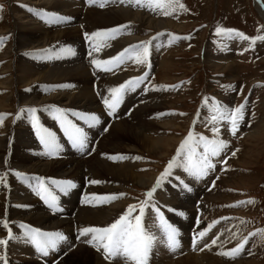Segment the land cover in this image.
Here are the masks:
<instances>
[{
  "label": "rangeland",
  "instance_id": "1",
  "mask_svg": "<svg viewBox=\"0 0 264 264\" xmlns=\"http://www.w3.org/2000/svg\"><path fill=\"white\" fill-rule=\"evenodd\" d=\"M26 1L0 0V84L4 80L12 78L9 87L2 86L0 88V101L3 105L0 110V137L8 136L9 133L14 132L15 121L21 116L26 118L27 123L23 117L21 119L24 120L26 129L30 133L40 130V127L45 124L42 122L43 117H45L50 123L45 131H50L48 129L53 128V134H58L61 131L54 127L58 117L61 121H65L67 130L72 133H77V128L73 124L74 122L77 123L79 131L76 137L80 143H84L87 139L86 135L83 134L87 132V129L81 124L82 116L93 115L99 110L101 114L105 112L112 101L119 100L125 86L138 79L140 70L149 67L150 72L147 77L140 78L143 80L140 82V89L138 88L141 99L135 97L134 106L121 114L117 121L132 122L133 119L140 118L139 112H135L139 105H153L156 102L164 104L162 109L154 110L148 107L146 110H154V112L146 116L142 114V118L146 121L150 120L156 126L169 123L163 128L157 127L158 130L151 134L153 137L159 136L170 139V144L168 149L167 147L162 149V151H167L164 156L136 153V160L140 166L137 173L147 175L151 179V183L145 187L135 186L131 183H119L105 177H100L101 180H92L98 186L115 187L117 200L121 199L125 202L121 213L109 224V227L107 226L106 230L113 233L111 230H115L120 225H122L120 228L122 230L128 222V227L132 230L135 229L134 234L139 233L136 234L135 240L137 239L139 250L141 246L142 263H148L150 256L147 257L143 249L146 246L143 244L146 241L144 237L149 235L146 231L151 234V239L149 236L147 237L150 239L148 242H152L153 245L155 241L153 237L159 236V230L162 226L157 214L151 216L150 212H146L149 209L148 206L155 209L159 208L164 214H170L168 215L170 217L169 222L175 227V223L178 225L181 223L178 217L180 211L184 209L185 205H189V201H192L195 195L197 198L190 215L192 226L189 231L194 238L202 241V246L196 245L194 250H188L191 251L188 254L202 255L205 261L201 263L203 259H198L201 264H228L233 262L264 264V18L257 11L254 0H130L133 1L130 5H124V0H76L77 5L82 6V12L78 10V14H72L76 20L81 18L76 23L71 20L73 18L70 15L64 16L53 12L52 6H47L44 3L36 4L35 9L30 12L32 18L33 15H42L50 20H61L64 25H59L57 21H53L54 25H59L60 28L64 26L63 29L59 30L77 28L76 36L70 34L68 37L66 35L59 40L60 42L72 40L77 49L79 39L92 38L94 40L90 41V44L92 43L95 48L94 51L92 50L91 65L87 67L83 60H78L79 58L73 62L76 59H74L75 56L68 53L67 55L70 57L68 61L61 60L58 64H53L52 60H48V67L63 66L65 62L69 63L65 66L83 63L89 78L88 81L82 79L78 80L79 82L71 80L50 84L43 82L41 84L38 81L31 82L29 78L32 75L28 72L26 75L30 82L26 85L28 87H24L16 77L24 74L22 70H28L23 62L30 54H25L22 58L20 53H17L21 50L17 43L19 31L16 27L18 21L16 16L20 15V12H16L15 9L24 8L23 5L25 4H27L26 7L30 8L32 0L31 2L28 0L27 3ZM54 1L64 3V5L73 2L72 0L71 2L69 0ZM262 1L264 3V0ZM111 8H125L134 12H142L150 18L168 20L174 25L156 30L146 28L139 21L130 20L101 27L92 24L86 18L89 10L106 11ZM69 9L71 8L69 7ZM21 16H25V13H21ZM32 21L35 22L34 19ZM69 24L71 26L65 27ZM87 24L88 26H86ZM42 27L50 32H47L48 34L58 30ZM160 36H165L166 39L161 43L157 53L153 55L149 50L150 43ZM133 37L139 38L136 40L138 42L133 41L124 45L120 43L124 39ZM134 44L136 46L130 56L132 54L138 55V58L129 64L130 61H126V57L129 55L128 49ZM49 47L40 53L45 52L47 57H50L51 53L55 54V51ZM56 51L60 52L59 49ZM155 55L157 56L154 57ZM147 56L152 58V63L149 64V61H146L145 57ZM86 57L85 55L84 58ZM207 58L212 61L209 62ZM31 60L34 65L36 64L35 66L44 61L34 57ZM109 68L110 70L115 69L116 74H108V71L105 70ZM89 69H91L92 74L88 71ZM33 83H40L41 85L35 87V90H29V93L22 92L23 89H28L34 85ZM74 83L79 87L72 89ZM62 84L65 86V91L57 92L61 89ZM39 89L43 90L41 94L45 97L57 93L66 94L88 89L92 96L98 98L99 105L98 103L95 104L100 107L98 110H93L86 107H68L51 102L38 106L26 104L19 99V93L23 96H31L34 91L35 93L36 91L39 92ZM49 90H56V92H50L46 95ZM143 91L146 95H143ZM128 92L134 94L136 88L129 89ZM138 100L139 102H137ZM125 102L126 100L124 103L117 101L115 110H124L123 108L127 105ZM124 115L127 116L123 117ZM110 124L107 125V130L104 129L99 133H103L105 130L108 132ZM43 134L45 135V132ZM103 135L94 139L96 142L94 153H92L93 146L91 148L92 155L90 153L81 156L78 160H86L90 156H96L101 151L98 148V143ZM250 135L255 136L251 137ZM40 139L42 147H46L49 153L62 154L61 151H63L73 155V150L60 151L59 145L51 144L49 139L42 137V133ZM110 142H113L112 138L106 143ZM116 144L118 146L135 145L130 139L114 141L112 146ZM12 147L7 155L9 160L14 156ZM42 147L34 146L33 151L36 149L34 151L36 155L37 151L38 154L40 153ZM30 151L34 153L32 150ZM128 154L130 153H101L98 157L116 164L117 158L122 156L123 159H126ZM55 159L59 158L52 155L43 161ZM178 166L180 171L176 170ZM9 169H3L0 172V178L4 182L10 178L18 179L12 177L13 174L10 173ZM85 179L87 178L84 175L80 178L87 188ZM58 180L70 181V178ZM72 180L75 181L74 184L78 182L76 179ZM187 183H192L188 198L179 199L176 203H174L177 200L176 197L173 199L169 195L163 196L158 193V189L165 185L174 191L178 190V187H186ZM50 192L53 195L51 190ZM144 212H146L145 217L141 220ZM185 215L186 210H183L181 217ZM215 225L218 228L212 230ZM15 228V230L17 228L18 230L22 229L21 226H15ZM18 230L17 232H19ZM23 230L25 229L23 228ZM120 230L118 229L116 232ZM208 231L209 234L203 236ZM160 233H162L161 230ZM129 235L131 239L132 234ZM163 235L165 236L164 232ZM46 237L52 239L51 236ZM117 238L120 239V237ZM36 239L38 238L36 237ZM206 239L208 242L205 243ZM60 241L61 239H57L53 243L56 251L55 257L50 254L52 248H40L44 251L47 264H58L76 248L75 246L68 248L71 251L68 255L63 256L64 253L61 252V249L66 251L67 247L63 246L64 244ZM132 241L129 243L131 244ZM132 244L134 245V241ZM0 245L2 246L0 253L8 255L13 263L14 254L12 255L6 247L7 242L4 238H0ZM152 245L148 243L147 247L154 253ZM117 249L119 250V248ZM161 250L162 248L159 249V251ZM98 252L99 250H94V253L98 254ZM11 255L12 257H10ZM160 257L164 262L155 264H164L166 261L175 260L182 256L169 258L168 256L164 257L163 254ZM92 262L90 256L87 257L85 263L78 264H92ZM2 264L7 263L3 262Z\"/></svg>",
  "mask_w": 264,
  "mask_h": 264
},
{
  "label": "bare ground",
  "instance_id": "2",
  "mask_svg": "<svg viewBox=\"0 0 264 264\" xmlns=\"http://www.w3.org/2000/svg\"><path fill=\"white\" fill-rule=\"evenodd\" d=\"M262 2V0H254L257 11L264 18V3ZM40 3H44L47 6H52V11L55 13H59L64 16L70 15L73 18L71 20H74V23H76V21L79 22L81 19L80 18L76 20V17L72 16V14H78L77 12L81 11L82 6L77 5V2H71L69 4L66 3V5H64L63 1V4H61L60 2H56L54 0H32L31 2L32 5L34 4V6H37ZM130 3H133V1L124 0L123 2L124 5H130ZM69 7L71 9H69ZM31 10L28 7L15 9L16 12H20V15L17 14L18 16H16L18 19L16 27L17 31H19L17 43L21 50L19 49L20 51H17V53H20L19 55L20 57L22 56V58L23 55L30 54L28 58L23 62L24 65L27 66L28 70H22L24 74L16 77L19 80L20 84L25 87L29 84L30 81H38L41 84H43V82L50 84L71 80L78 81L82 79L88 81L89 78L83 63L65 66V64H69L68 62H65L63 66L48 67V60H52L53 64H58V62L61 60L68 61L70 58L67 55L68 53L69 55L75 56L74 59H76L73 62H76V60L79 58L78 60H83L87 64V67L88 65H91L90 59L93 56V52L91 53V51L93 50L92 48H94L93 44L91 43V47L89 46L91 54L87 55V57L84 58L85 55L82 46L84 42H81L80 39L78 41L77 49L72 43V40H70V42L59 41L66 35L68 36L72 34V36H76L78 32L77 28L59 30L63 29L64 27L63 26L62 28H60L59 26L64 25V23H61V20L56 19L59 25H54L53 21L55 20H50L46 17H43L42 15H33L32 18V14L30 13ZM69 11L70 13H67ZM60 12L65 14H62ZM21 13H25V16H21ZM86 18L92 24L101 27L119 24L130 20L139 21L146 28H154L156 30H161L162 28H167L170 25H174L168 20H156L148 17V15L143 14L142 12H134L125 8H111L106 11L89 10L87 11ZM32 19H34L36 23L33 22ZM42 26L47 28H54L52 30H58L54 31L51 34H48L47 32L49 31L45 30V28H43ZM68 26L71 25L69 24L65 27ZM86 26H88V24ZM102 38L103 37L101 36V39ZM165 39V36H160L159 38L153 39L151 41L149 46L151 54L154 55L157 53L156 51L159 50L161 43H163ZM136 40H139V38H127L122 40V42L120 43L124 45ZM55 41L56 43H54ZM87 45H90L89 42ZM135 46L136 45L134 44L128 49L129 55L127 59L128 61H130L129 64H132V62H134L138 58V55L135 56L132 54L130 56V54L133 53ZM46 47L52 48L51 50L55 51V54L51 53V56L49 55L50 57H47L45 52L40 53ZM56 49H59L60 52L56 51ZM156 56L157 55H155L154 57ZM32 57L37 58L38 60H44L45 62L38 61L40 65L37 64L38 66H35L36 64L34 65V62L31 60ZM145 59L146 61H149V64L153 62L151 60L152 58H150L149 56L145 57ZM207 59L209 62L212 61L209 60L210 58ZM28 72H30V74L32 75L29 78L30 81L27 79L26 75ZM109 73L116 74V70H108V74ZM139 73L141 74L142 70H140ZM11 80L12 78H8L6 81L4 80V82H1L2 84H0V88L2 86L9 87L11 84ZM139 81L143 82L142 79H140ZM40 83H33L34 85L30 86L28 89H23L22 92L29 93L30 91L35 90V87H40ZM77 86L78 85L74 83L72 89L77 88ZM140 87L141 84L138 83L136 87L128 86L123 90L121 100H126L125 103H127V105L123 108L124 110H121L119 113L114 114L115 116H120L119 114L121 112V114H123L127 110L131 109L134 106L133 100L135 97L139 100L141 99V95L139 92ZM133 88H136V92L134 94H130L128 91L129 89ZM41 91L43 90L39 89V92L36 91V93L34 91L31 96H23L20 93L18 94V96L19 99L24 101V103L36 104L38 106H42L41 104H44L46 102H51L68 107H86L93 110H98L100 107H98V98L92 96L88 89L78 90L77 92L73 93L68 92L66 94L57 93L47 97L42 95ZM63 91H65V86L62 84L61 89L57 90V92ZM50 92H56V90H49L46 95H48ZM143 95H146L144 91ZM139 100L137 102H139ZM95 103H98V105ZM149 105H139L135 109V112L138 111L139 116L141 115L140 118L137 117L133 119L135 122H128L126 120H114L113 123L111 122L112 124H110L108 132H106V129L101 134V136L104 134L103 138L98 143V148L101 151L96 156H90L95 151V145L94 150L89 155L90 157L87 159L85 158L86 160H78V158H59L50 161H43L44 159H46L44 155H42L41 153L38 154V151L36 155L34 152L36 149L33 151L34 146L39 147V144L36 142L37 140L31 136L29 130L26 129L24 123V120L26 118L24 116L18 118V121L16 120L17 122L15 121V126L13 127L15 128V130L13 129L14 132L12 131L13 134H11V132L8 136L5 135L0 137V172L3 169L10 168V173L13 174L12 177L18 178L17 180L10 178V180L6 182H4L0 178V238H4L6 240V247L10 250L12 255L14 254L13 257H15V259L12 260V263L8 255L0 253V264H2L3 262H6L7 264H44L43 259L41 260V258L43 257L41 255V252L38 251V247L42 249L44 248L45 244H49L51 245V247H53V243L56 242L59 238H62L66 242V251L61 250L64 255H68V253L71 251L68 248L72 246H75L76 248L72 252H70L67 257H64L62 260H60L58 264L85 263L87 261V257L90 256L93 260L92 264H155L158 262H164L160 257L163 254L164 257L168 256L169 258H174L171 254L168 255L165 250L159 251V249L162 248L163 242L160 240L159 236H157L156 238L153 237V240H155L152 245V250L154 251V253L150 251L149 248L145 252V255L150 256L149 262L142 263L143 257L137 247L136 242L134 241V239H130L129 234L131 233H128V237L126 238L127 233L124 232L126 228L122 230L119 229L122 227L117 228V230L119 229L120 231L115 233V235L113 236V240L111 241V243H109L108 239L110 238V233L106 230V228L107 226L109 227V224L121 213L122 209L124 208L125 202H123V200L121 199L117 200L118 197L115 196V187L107 185L106 187L98 186V184H94L92 182V180L94 179L101 180L100 177H105L109 180L119 183H131L132 185L142 187H145L151 183V179L149 176L137 173L140 166L136 160V153H148L149 155L164 156L166 155L167 151H162V149L164 147H167L168 149L170 139L159 136H152L151 133L155 130H158L157 127L163 128L169 123L158 124L156 126L150 120H144V118H142V114L146 116L154 112L155 109L164 108V104H160L157 102L153 105ZM2 107L3 105L0 101V110L2 109ZM148 107L154 110H146ZM93 115L95 117H99L100 110L95 112ZM126 116L127 115H124L123 117ZM22 117L24 118V120L21 119ZM105 117L106 118H104V116L97 118L93 124L89 120H83L86 127L90 128L88 129L86 135H88L92 131V134H96L94 137H97V129L99 128V126L97 128L96 126L97 124L104 125L105 123H107L108 117ZM25 121L27 123V120ZM42 122L46 124L41 127L42 129H45L50 125L48 119L45 117H43ZM62 128L65 129L64 126ZM49 130L50 131H46L48 135L51 138H56V136H54V134L52 133L51 128ZM250 136L253 137L255 135ZM111 138L113 139V142H117L120 139H130L134 142L135 145L118 146L116 144L115 146H112L113 142L106 143ZM11 147L14 149V156L9 160L7 155L9 154ZM30 150H32V152L34 153H31ZM101 153H130L128 154L130 156L127 155L126 159H123V157L121 156L116 159V162L114 161L116 164H112L104 159H100L98 155H100ZM176 170L180 171L179 166L176 168ZM82 175L87 178L85 179V181L87 182V188L86 186H84V182H81L80 180ZM60 178H70V181H60L58 180ZM71 179H76L78 180V182L74 184ZM64 183L72 185H67ZM191 187L192 183H187L186 187H178V190L172 191V188H168V186L165 185L164 187L158 189V193L162 194L163 196L169 195L170 198L173 199L174 197H176L177 200L174 201V203H176L179 199L184 200V198H188L187 196L189 195V189ZM78 188L79 190L81 188L85 189V193H83V195H79L82 190L78 191ZM50 190L53 192L54 196L52 195ZM196 198L197 197L194 195L192 201L190 200L191 203L189 201V205L184 206L183 210H186V215L184 217H179V219L181 220L180 228H182L183 231L184 229L187 230V228L191 227L190 215L193 211L192 209L194 208V202ZM77 199H79L78 204ZM166 200L171 201L170 199ZM183 210L180 211L181 215ZM188 224H190L189 227ZM15 226H21L22 229L20 228V230H18L17 228V230L19 231L17 232V230H15ZM23 228L25 230H23ZM217 228L218 226L215 225V227L213 226L212 230H216ZM208 234L206 232L204 233L205 236H207ZM46 236H51V240L53 242L49 239L50 237ZM36 237L38 239H36ZM117 237H120V239H118ZM149 238L151 239V234H149ZM131 240L134 241V245L132 244L133 241L131 242V244L129 243ZM163 241L165 244L167 243V246L169 243V248H171V244H174L175 247L176 245H178L176 241L174 243H171L170 238L168 237ZM206 242H208V239H206L205 243ZM108 243L115 250L113 257H111V255L107 256V249H104L108 245ZM88 244H91V246H88ZM143 244L145 245V243ZM199 245H201V243ZM168 247H165L166 250H168ZM1 248L2 246L0 245V249ZM117 248H119V250ZM187 249L188 247L183 249V251ZM94 250H99L98 254L94 253ZM33 252H37V255L41 256L40 260L35 259L36 257L33 258ZM188 253H191V251H186L185 253H183V255H181L182 257L175 260L166 261L164 264H169L172 262L178 264H201L205 261V258L202 255L199 256ZM157 254H159L160 256H158ZM12 255L10 257H12ZM198 259L203 260L200 263V260ZM228 264L239 263L233 262Z\"/></svg>",
  "mask_w": 264,
  "mask_h": 264
}]
</instances>
